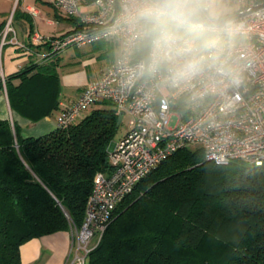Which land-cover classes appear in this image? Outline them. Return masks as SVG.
<instances>
[{"label":"trees","instance_id":"obj_1","mask_svg":"<svg viewBox=\"0 0 264 264\" xmlns=\"http://www.w3.org/2000/svg\"><path fill=\"white\" fill-rule=\"evenodd\" d=\"M57 78L52 64L9 77L11 108L32 121L49 114ZM98 102L35 137L0 118V264H22L20 246L31 238L81 226L119 130L114 106ZM87 264H264V162L215 164L200 147L176 150L117 204Z\"/></svg>","mask_w":264,"mask_h":264},{"label":"built area","instance_id":"obj_2","mask_svg":"<svg viewBox=\"0 0 264 264\" xmlns=\"http://www.w3.org/2000/svg\"><path fill=\"white\" fill-rule=\"evenodd\" d=\"M49 1L80 26L60 37L35 33L32 41L47 42L53 53L100 40L115 41L120 47L99 78L60 111L55 129L67 128L100 100H108L117 114L123 111L129 117L127 129L110 150L109 171L94 174L81 226H70V264H87V255L117 204L176 150L200 147L205 159L215 164L264 162V0H228L241 2L235 11L240 15L228 20L233 32L226 36L234 76L207 74L177 86L128 71L143 56L130 45L126 0H93L92 11L84 10L79 0ZM12 31L8 20L0 47Z\"/></svg>","mask_w":264,"mask_h":264},{"label":"crops","instance_id":"obj_3","mask_svg":"<svg viewBox=\"0 0 264 264\" xmlns=\"http://www.w3.org/2000/svg\"><path fill=\"white\" fill-rule=\"evenodd\" d=\"M79 1L84 10H95L93 0ZM8 20L13 31L7 34L0 47V118L8 119L12 125L16 124L22 137L40 136L55 129L54 123L60 111L73 102L89 82L99 78L119 54L120 47L115 41L100 40L110 43L117 52L97 76L90 77L83 69L76 68L73 63L75 56L69 55L65 61L64 51L49 56L47 42L31 40L35 33L43 37H60L75 30L78 28L76 18L67 16L49 0H0V40ZM10 38L13 40L10 41ZM16 41L22 44L18 45ZM49 64H52L58 77V107L42 118L32 121L11 108L6 81L24 70H27L29 75L34 73L38 66ZM10 80L13 85H17L20 76H14ZM72 258L69 231L34 237L20 246L22 264H70Z\"/></svg>","mask_w":264,"mask_h":264},{"label":"clouds","instance_id":"obj_4","mask_svg":"<svg viewBox=\"0 0 264 264\" xmlns=\"http://www.w3.org/2000/svg\"><path fill=\"white\" fill-rule=\"evenodd\" d=\"M228 11V0H126L130 45L144 53L128 71L171 86L207 74L234 76Z\"/></svg>","mask_w":264,"mask_h":264},{"label":"rangeland","instance_id":"obj_5","mask_svg":"<svg viewBox=\"0 0 264 264\" xmlns=\"http://www.w3.org/2000/svg\"><path fill=\"white\" fill-rule=\"evenodd\" d=\"M240 5V1L228 2V14L234 13ZM96 43H98V41L95 43H87L85 46H69L65 48L61 51H64V61L68 59L67 57H69V55H73L76 57V60L73 61L76 68L83 69L88 73L90 77L97 76L99 72L108 65L109 61L116 54L117 50L115 49V47L110 46V43L107 44L105 41H99V45ZM100 106L103 107L104 104L102 102L94 103L88 109L83 111L82 115L89 112L93 108H97ZM128 120L129 117L127 115L122 116L119 124L118 134L115 137L114 141H117L121 134H123V132L127 129Z\"/></svg>","mask_w":264,"mask_h":264},{"label":"water","instance_id":"obj_6","mask_svg":"<svg viewBox=\"0 0 264 264\" xmlns=\"http://www.w3.org/2000/svg\"><path fill=\"white\" fill-rule=\"evenodd\" d=\"M239 15H240L239 12H234V13L228 14V15H227V20H231V19L237 18ZM122 115H123V111H120V112L118 113V117H117V122H116L117 126L120 124V121H121V119H122ZM113 145H114V144L111 143V144H110V147H111V146L113 147Z\"/></svg>","mask_w":264,"mask_h":264}]
</instances>
